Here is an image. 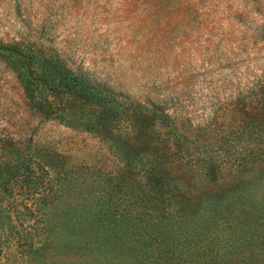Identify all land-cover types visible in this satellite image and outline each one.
<instances>
[{
	"label": "trees",
	"instance_id": "16d2710c",
	"mask_svg": "<svg viewBox=\"0 0 264 264\" xmlns=\"http://www.w3.org/2000/svg\"><path fill=\"white\" fill-rule=\"evenodd\" d=\"M0 56L34 110L64 118L82 108L78 124L108 136L123 163L115 174L95 171L78 184L80 176L42 148L16 146L0 159V258L264 264V98L248 137L205 143L164 110L121 101L40 50L0 42Z\"/></svg>",
	"mask_w": 264,
	"mask_h": 264
},
{
	"label": "rangeland",
	"instance_id": "374dc122",
	"mask_svg": "<svg viewBox=\"0 0 264 264\" xmlns=\"http://www.w3.org/2000/svg\"><path fill=\"white\" fill-rule=\"evenodd\" d=\"M0 42L40 50L121 101L158 107L205 143L248 137L261 111L264 0H0ZM73 111L46 118L34 110L0 56V159L30 142L80 176L78 184L95 171L117 173L123 163L108 136L78 124L86 114ZM59 261L134 264L132 257L78 254Z\"/></svg>",
	"mask_w": 264,
	"mask_h": 264
}]
</instances>
